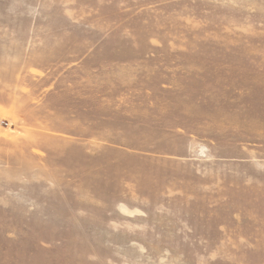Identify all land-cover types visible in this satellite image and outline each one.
I'll return each mask as SVG.
<instances>
[{"label": "rangeland", "instance_id": "obj_1", "mask_svg": "<svg viewBox=\"0 0 264 264\" xmlns=\"http://www.w3.org/2000/svg\"><path fill=\"white\" fill-rule=\"evenodd\" d=\"M0 264H264V0H0Z\"/></svg>", "mask_w": 264, "mask_h": 264}]
</instances>
